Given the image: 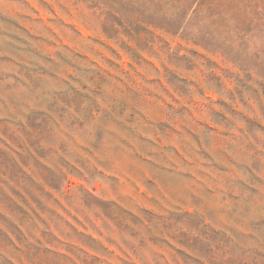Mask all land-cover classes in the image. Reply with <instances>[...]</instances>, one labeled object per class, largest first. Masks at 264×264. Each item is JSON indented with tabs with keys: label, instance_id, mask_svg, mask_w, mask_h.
I'll return each mask as SVG.
<instances>
[{
	"label": "rangeland",
	"instance_id": "374dc122",
	"mask_svg": "<svg viewBox=\"0 0 264 264\" xmlns=\"http://www.w3.org/2000/svg\"><path fill=\"white\" fill-rule=\"evenodd\" d=\"M0 264H264V0H0Z\"/></svg>",
	"mask_w": 264,
	"mask_h": 264
}]
</instances>
